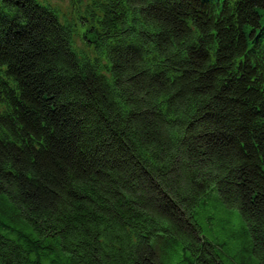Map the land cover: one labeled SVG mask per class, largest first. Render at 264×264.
I'll list each match as a JSON object with an SVG mask.
<instances>
[{"label": "trees", "instance_id": "1", "mask_svg": "<svg viewBox=\"0 0 264 264\" xmlns=\"http://www.w3.org/2000/svg\"><path fill=\"white\" fill-rule=\"evenodd\" d=\"M69 6L0 0V264H264V0Z\"/></svg>", "mask_w": 264, "mask_h": 264}, {"label": "rangeland", "instance_id": "2", "mask_svg": "<svg viewBox=\"0 0 264 264\" xmlns=\"http://www.w3.org/2000/svg\"><path fill=\"white\" fill-rule=\"evenodd\" d=\"M58 3L63 10H70V0H49ZM81 32L84 28L78 27ZM77 44L82 45L79 36ZM205 237L216 247L219 258L227 264H240L248 251L249 233L245 229V221L236 209H229L222 202L211 196L207 205L200 207L197 215ZM175 257V256H174ZM176 258V257H175Z\"/></svg>", "mask_w": 264, "mask_h": 264}]
</instances>
